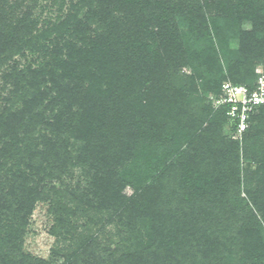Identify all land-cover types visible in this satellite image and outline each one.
I'll list each match as a JSON object with an SVG mask.
<instances>
[{"label":"trees","instance_id":"1","mask_svg":"<svg viewBox=\"0 0 264 264\" xmlns=\"http://www.w3.org/2000/svg\"><path fill=\"white\" fill-rule=\"evenodd\" d=\"M259 64L264 0H0V264H264Z\"/></svg>","mask_w":264,"mask_h":264},{"label":"built area","instance_id":"2","mask_svg":"<svg viewBox=\"0 0 264 264\" xmlns=\"http://www.w3.org/2000/svg\"><path fill=\"white\" fill-rule=\"evenodd\" d=\"M255 67L257 79L253 87L225 81L221 92L216 96H210L214 109L227 107L226 114L230 122L234 123L233 138L241 137L248 127L250 114L264 105V65L259 64Z\"/></svg>","mask_w":264,"mask_h":264},{"label":"rangeland","instance_id":"3","mask_svg":"<svg viewBox=\"0 0 264 264\" xmlns=\"http://www.w3.org/2000/svg\"><path fill=\"white\" fill-rule=\"evenodd\" d=\"M40 1L42 2V0ZM51 223L52 219L47 211V204L38 202L32 213L27 232H25L23 248L26 252L44 258L49 256L50 248L54 244V237L48 232Z\"/></svg>","mask_w":264,"mask_h":264}]
</instances>
